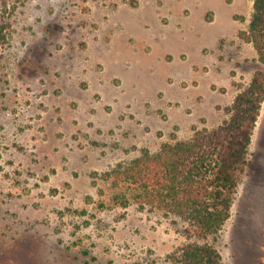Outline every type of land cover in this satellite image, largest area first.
<instances>
[{
    "label": "rangeland",
    "instance_id": "374dc122",
    "mask_svg": "<svg viewBox=\"0 0 264 264\" xmlns=\"http://www.w3.org/2000/svg\"><path fill=\"white\" fill-rule=\"evenodd\" d=\"M253 2L18 3L0 46V264H164L186 242L116 172L229 118L260 68L239 37ZM246 160L209 239L220 264H264V102Z\"/></svg>",
    "mask_w": 264,
    "mask_h": 264
},
{
    "label": "trees",
    "instance_id": "16d2710c",
    "mask_svg": "<svg viewBox=\"0 0 264 264\" xmlns=\"http://www.w3.org/2000/svg\"><path fill=\"white\" fill-rule=\"evenodd\" d=\"M21 0H0V46L6 44L10 15ZM239 37L250 43L260 68L227 108L229 118L217 128L194 131L189 140L165 142L156 154L143 149L127 168L116 172L133 185V202L183 223L186 242L164 264H220L210 242L224 225L246 165L252 131L264 102V0H254L249 26ZM121 168V166H119ZM126 207L128 199L115 197Z\"/></svg>",
    "mask_w": 264,
    "mask_h": 264
}]
</instances>
